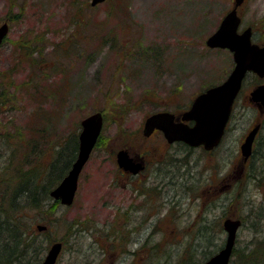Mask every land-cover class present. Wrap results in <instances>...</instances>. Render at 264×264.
<instances>
[{
  "label": "rangeland",
  "instance_id": "obj_1",
  "mask_svg": "<svg viewBox=\"0 0 264 264\" xmlns=\"http://www.w3.org/2000/svg\"><path fill=\"white\" fill-rule=\"evenodd\" d=\"M233 1L107 0L91 7V0H0V25L10 24L0 47V81L9 91L6 107L0 108V144L7 124L25 129L40 123L34 114L39 108L56 113L57 137L44 135L47 130L40 127L33 140L46 151L59 137L62 142L79 136L88 115L104 114L74 203L45 211L49 226L37 228L64 242L57 264H175L194 242L203 261L204 251L217 252L223 245V220L229 216L244 222L237 250L250 251L264 240V122L258 152L243 172L238 168L245 134L264 121L249 98L260 82L254 74L246 78L227 133L213 152L169 143L158 132L148 143L167 149L165 160L149 156L134 183L116 162L122 148L132 154L143 150L149 114H181L195 96L229 75L233 54L209 48L206 40ZM239 12L242 28L254 25L256 41L264 43V0H246ZM37 57L41 61L34 64L30 58ZM35 79L44 93L53 88L57 94L35 91ZM45 219L33 215L37 225ZM156 242L162 245L153 248ZM236 258L230 264H237Z\"/></svg>",
  "mask_w": 264,
  "mask_h": 264
},
{
  "label": "water",
  "instance_id": "obj_2",
  "mask_svg": "<svg viewBox=\"0 0 264 264\" xmlns=\"http://www.w3.org/2000/svg\"><path fill=\"white\" fill-rule=\"evenodd\" d=\"M104 1L106 0H91V5L95 6ZM243 2L244 0L234 1L233 7L222 18L218 28L206 40L211 48H227L233 53L235 65L227 78L198 94L190 108L180 116L171 111L155 112L148 116L144 124L146 136L151 135L155 129H160L169 142L183 141L193 147L204 145L207 150L213 149L222 141L235 101L247 75L253 72L264 79V44L253 41L251 26L239 31L242 17L238 9ZM9 30L8 22L0 25V45L7 37ZM249 98L261 112L264 111V82L257 84L251 90ZM103 123V113L100 111L90 114L81 121L82 131L79 136L77 158L68 174L50 193L64 206L72 205L75 200L80 174L97 143ZM260 126L261 123L256 124L245 136L240 146L241 165L252 154ZM117 162L124 170L135 174L144 169L143 162L131 157L126 149H121L117 153ZM223 226L227 232L224 246L203 264H229L241 220L227 218ZM38 228L42 230L46 229V226L39 225ZM62 248L61 241L54 242L41 264H56Z\"/></svg>",
  "mask_w": 264,
  "mask_h": 264
},
{
  "label": "trees",
  "instance_id": "obj_3",
  "mask_svg": "<svg viewBox=\"0 0 264 264\" xmlns=\"http://www.w3.org/2000/svg\"><path fill=\"white\" fill-rule=\"evenodd\" d=\"M45 47L46 45L41 51ZM41 51L37 50L35 53ZM30 60H34L32 62L35 64L39 63L41 58H30ZM40 76L42 77V75ZM49 77L46 78V85L48 86L51 82ZM254 77L257 79L255 75ZM41 84L42 82L35 79L34 89L38 93L45 97L57 94L56 89L53 90V88L49 94L44 93L41 90ZM4 87L5 85L0 81V108L6 107L9 101V91L3 89ZM53 108L57 110V106H53ZM34 114L36 117L38 116L40 123L29 124V127L25 129L7 124L6 127L10 130L3 134L1 141L3 145L0 144V158L3 159L0 160V264L42 263L47 249L56 240L48 238L45 230L40 232L37 229L38 225L36 221H33V215H42L45 219V211L61 205L59 200L51 197L50 193L68 173L78 153L79 139L77 134L68 136L62 142H59V137L53 143L52 149L50 148L48 151L42 148L41 142L36 140L34 143L33 140L38 138L40 127L47 130L44 135H53L56 138L55 135L59 134L54 121L55 111L50 107L39 108L34 111ZM259 135L255 152H258ZM45 141L47 140H43L42 143L45 144ZM35 152L40 153L33 160ZM30 155L32 158L27 161ZM31 162L33 165L29 166ZM49 222L46 220L44 225L49 226ZM160 245L162 242H156L153 248L160 247ZM262 245H264V240H259L254 249L250 251L235 249L234 255L237 257V264H261L259 256H263L264 259V253L256 249ZM198 250L201 248L195 242L189 244L183 254L179 255L180 258L175 264H188V262L193 261L194 264H198L202 260L197 255ZM215 251H204L202 255L207 260L216 253ZM193 255L197 256V259L193 260Z\"/></svg>",
  "mask_w": 264,
  "mask_h": 264
},
{
  "label": "flooded vegetation",
  "instance_id": "obj_4",
  "mask_svg": "<svg viewBox=\"0 0 264 264\" xmlns=\"http://www.w3.org/2000/svg\"><path fill=\"white\" fill-rule=\"evenodd\" d=\"M246 1V0H245ZM242 6V5H241ZM240 9V8H239ZM248 26H252L253 27V37H254V39L256 40V29L254 28V26L251 24V25H248ZM159 131L158 130H156L150 137H148V138H151L152 136H154V135H156L157 133H158ZM161 132V131H160ZM162 133V132H161ZM163 134V133H162ZM148 138L146 139V141L144 142V143H142V146L144 147L143 148V150H138L137 152H136V154H134V152H133V154L131 153V155L134 157V158H136V159H141V160H143V162H144V164H145V169H146V166H147V164L148 163H150V160H151V158L152 157H155V156H159V155H162V157H161V159L159 160V161H164L165 160V157H166V153H168L167 152V149H164L163 151H162V148H159V146H157L156 144H154V143H148ZM134 142H135V140H134ZM177 143H179V144H182V146H184V147H187V148H190L191 149V147H189V146H187V144H185L184 142H177ZM169 146V145H168ZM160 150V151H159ZM206 152H213V150L212 151H206ZM172 153H178V152H172ZM155 154V155H154ZM255 153H253V155H254ZM152 155H154V156H152ZM149 156H152V157H149ZM252 159H253V156H251L250 158H249V160L247 161V163H246V165H245V168L246 167H249L250 166V163H251V161H252ZM249 165V166H248ZM144 172V171H143ZM143 172H140V173H138V174H131L130 172H126V171H124L123 169H120V173H121V175H123L124 177H127L128 179H131V181L133 182V178H135V177H138V176H141V173H143ZM232 174H231V178L233 179L234 178V174H233V172H231ZM134 183V182H133ZM226 187L227 188H230V187H232V182H230V183H227V185H226Z\"/></svg>",
  "mask_w": 264,
  "mask_h": 264
},
{
  "label": "bare ground",
  "instance_id": "obj_5",
  "mask_svg": "<svg viewBox=\"0 0 264 264\" xmlns=\"http://www.w3.org/2000/svg\"><path fill=\"white\" fill-rule=\"evenodd\" d=\"M263 249H264V245L258 247L256 250H259V252L264 253V252H263Z\"/></svg>",
  "mask_w": 264,
  "mask_h": 264
}]
</instances>
